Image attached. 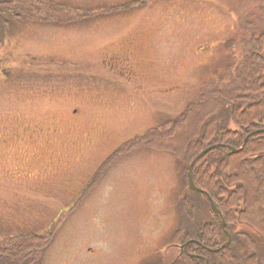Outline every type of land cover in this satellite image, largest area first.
I'll list each match as a JSON object with an SVG mask.
<instances>
[{
	"label": "rangeland",
	"instance_id": "rangeland-1",
	"mask_svg": "<svg viewBox=\"0 0 264 264\" xmlns=\"http://www.w3.org/2000/svg\"><path fill=\"white\" fill-rule=\"evenodd\" d=\"M48 1L54 15L0 7V236L59 229L0 264H173L189 160L147 139L235 72L239 17L261 2Z\"/></svg>",
	"mask_w": 264,
	"mask_h": 264
},
{
	"label": "trees",
	"instance_id": "trees-1",
	"mask_svg": "<svg viewBox=\"0 0 264 264\" xmlns=\"http://www.w3.org/2000/svg\"><path fill=\"white\" fill-rule=\"evenodd\" d=\"M260 2L253 12L239 17L242 58L235 72L188 106L174 122L183 123L178 130L157 133L159 128L154 129L151 134L156 135L151 138L137 137L122 148L124 152L138 147L143 144L139 139L147 137L155 147L177 150L175 142L181 141L178 144L187 153L189 166L202 150L220 144L194 164L193 179L203 192L190 190L180 199L181 222L175 236L184 243L196 242H190L187 252L183 251L173 264H264V131L255 132L264 130V0ZM8 3L10 10L16 6L27 16L40 15L44 9L54 15L53 9L59 8L48 0H0V7ZM15 13V17L22 15ZM209 103L208 111L196 113L198 106ZM187 129L189 133L182 135ZM252 131L240 152L225 154L227 145L241 147ZM210 197L220 213L213 211ZM221 219L226 222L225 228ZM245 225L256 235L246 232ZM58 229L53 225L44 233L0 236V257L10 263L34 259L46 251ZM228 233L229 245L211 251L227 242Z\"/></svg>",
	"mask_w": 264,
	"mask_h": 264
},
{
	"label": "water",
	"instance_id": "water-1",
	"mask_svg": "<svg viewBox=\"0 0 264 264\" xmlns=\"http://www.w3.org/2000/svg\"><path fill=\"white\" fill-rule=\"evenodd\" d=\"M259 131H264V130H257L255 132H259ZM254 132H252L251 134L249 135H252ZM249 136H247L242 144V146L240 148H236L232 145H227V151H226V154L227 155H230L232 153H237L239 152L240 150L243 149V147L245 146L247 140H248ZM220 147V144H214V145H211V146H208L206 149H204L203 151H201L194 159L193 161L190 163L189 165V170H188V189H191V190H195L197 192H203L202 189H200L198 186H196V184L194 183V179H193V167H194V164L196 163V161H198L201 157H203L207 152H209L210 150L214 149V148H218ZM210 201H211V206H212V209L216 212V213H220L219 209L216 207L213 199L210 197ZM221 222H222V226L225 228V225H226V222L224 219H221ZM196 242L195 240H188L187 242H185L184 244L182 245H179L180 248H183L186 252H187V246L190 242ZM231 242V235L230 233H228V240L227 242H225L220 248L218 249H210L211 251H219L221 248H224L225 246L229 245V243ZM206 262H207V259H205Z\"/></svg>",
	"mask_w": 264,
	"mask_h": 264
},
{
	"label": "flooded vegetation",
	"instance_id": "flooded-vegetation-1",
	"mask_svg": "<svg viewBox=\"0 0 264 264\" xmlns=\"http://www.w3.org/2000/svg\"><path fill=\"white\" fill-rule=\"evenodd\" d=\"M181 251H182V252L184 251V252L186 253V251H185L183 248H181Z\"/></svg>",
	"mask_w": 264,
	"mask_h": 264
}]
</instances>
